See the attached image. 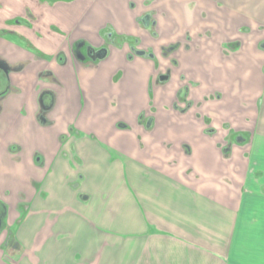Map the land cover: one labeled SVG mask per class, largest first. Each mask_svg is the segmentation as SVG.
<instances>
[{
    "label": "crops",
    "instance_id": "obj_1",
    "mask_svg": "<svg viewBox=\"0 0 264 264\" xmlns=\"http://www.w3.org/2000/svg\"><path fill=\"white\" fill-rule=\"evenodd\" d=\"M0 61V264H264V0H0Z\"/></svg>",
    "mask_w": 264,
    "mask_h": 264
},
{
    "label": "rangeland",
    "instance_id": "obj_2",
    "mask_svg": "<svg viewBox=\"0 0 264 264\" xmlns=\"http://www.w3.org/2000/svg\"><path fill=\"white\" fill-rule=\"evenodd\" d=\"M184 2L186 0H183ZM185 25V24H184ZM235 25L232 23V25L230 26L231 30H232V33L233 31L235 32ZM173 30H174V27H173ZM185 30V29H184ZM203 32H206L204 29H202ZM161 34V39L160 41H157L159 45H161V53H162V56H172V61H169V62H163V68L165 69V66H172V80H171V83L168 85L167 87V90H165L162 94V99H163V102L166 100L165 104L167 106H170L172 107V111L174 113V76L176 75H180L182 72V69H176L174 67L175 65V61H174V57L177 58L176 56H174L176 54V52L179 50V46H184L186 44H182V43H179V44H174L177 42V40H174V31H172L170 33V35L168 33H165L163 31L159 32ZM256 33V32H254ZM185 35H188V30H185ZM185 35H184V38H185ZM234 36V35H233ZM193 37L195 39H197V34L193 35ZM186 41H188L187 39H185ZM178 41H182V40H178ZM184 43H186L185 41H182ZM113 50V49H112ZM177 64V63H176ZM165 74V73H164ZM159 80V79H158ZM192 79L190 78L189 81H191ZM216 82H219V83H223L225 82L226 85L224 87H233V90H228V91H222L224 94H225V97L227 99H230L231 97L235 99L236 101V105H239L241 102H244L245 104H247L248 106L251 105L252 101H253V98L251 96V78L250 77H238L236 73H233L232 77L229 76L227 78H223L221 77L219 80H216ZM181 84L183 85V87H186L184 88L183 92V96L185 97L189 91L193 88L191 83L188 82V79L186 81H183L181 82ZM160 84L158 83L157 81V84L155 86H153V89H154V92L156 90V98L160 97V93L157 91L159 88ZM162 86H165L164 84H162ZM189 86H191V88H189ZM171 89V90H169ZM223 90V89H222ZM235 93V95H230L231 93ZM164 95V97H163ZM211 96H213V94H211ZM216 96V95H215ZM161 98V97H160ZM165 99V100H164ZM157 105V104H156ZM148 116H151L150 113H148ZM164 116V117H163ZM170 116V115H169ZM166 118L168 117V115H164V113H159L157 115V118L159 119H163V118ZM170 118H174V116H170ZM246 117H244L245 119ZM244 119H243V125L245 126L246 125V122H244ZM87 124L89 125L88 121H87ZM99 125L96 124L92 129H90V135H94V134H99L100 133V128L98 127ZM74 128V127H73ZM72 128V130H73ZM110 128V127H109ZM96 132V133H95ZM78 133V132H77ZM92 133V134H91ZM16 229V228H15Z\"/></svg>",
    "mask_w": 264,
    "mask_h": 264
},
{
    "label": "flooded vegetation",
    "instance_id": "obj_3",
    "mask_svg": "<svg viewBox=\"0 0 264 264\" xmlns=\"http://www.w3.org/2000/svg\"><path fill=\"white\" fill-rule=\"evenodd\" d=\"M147 22H148V17L145 20V23H147ZM84 50H85V53L94 52V50L90 49L89 47L85 48ZM80 53H79V56H81ZM103 54H104V52H100L99 56H103ZM0 71H2L4 73V76L2 77L3 80H1V82L3 81L6 84V86H4L5 87L4 89L0 88V112H1L2 108H3L2 102L4 101V103H5L10 98V94L13 91V89H12L13 87L11 85V78H10L12 68L10 66H8L6 63H4L3 61H0ZM54 104H55V99H54V95L52 93H50L48 91H44L41 93L40 108H41L42 120L44 119V115L54 107ZM0 219H1V217H0ZM0 228H2V222H0Z\"/></svg>",
    "mask_w": 264,
    "mask_h": 264
}]
</instances>
